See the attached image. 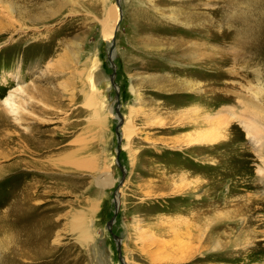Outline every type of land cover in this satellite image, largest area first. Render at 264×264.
<instances>
[{
	"label": "rangeland",
	"instance_id": "374dc122",
	"mask_svg": "<svg viewBox=\"0 0 264 264\" xmlns=\"http://www.w3.org/2000/svg\"><path fill=\"white\" fill-rule=\"evenodd\" d=\"M116 238L264 264V0H0V264H122Z\"/></svg>",
	"mask_w": 264,
	"mask_h": 264
},
{
	"label": "water",
	"instance_id": "95a60500",
	"mask_svg": "<svg viewBox=\"0 0 264 264\" xmlns=\"http://www.w3.org/2000/svg\"><path fill=\"white\" fill-rule=\"evenodd\" d=\"M114 43H115V39H113L112 44H114ZM111 55H112V50L109 51V55H108V60L112 64ZM112 68H113V73L110 76V82H111V85H113V87H115L116 86L115 85L116 83H115V80H114L115 79V73H114V66H113V64H112ZM115 110H116V113L119 115V120H118V122L115 125V134H116L117 143H118L117 144V148H116L117 162H118V164H119V166H120V168H121V170L123 172V168L121 167V164L119 163V159H118V157H119V151H120V149H119V143H120V140H121V136H120V133H119V128H120L121 123H122V116H121V114L119 112V97H118V90H117L116 87H115ZM117 210H118V202L116 200V197H114V212H113V216H112L111 220L108 222V229L109 230H111V225H112V223H113V221L115 219ZM116 243H117V250H118V253H119V259H120L121 263L124 264L123 263V260H122V258L120 256L119 239H117V238H116Z\"/></svg>",
	"mask_w": 264,
	"mask_h": 264
},
{
	"label": "bare ground",
	"instance_id": "6f19581e",
	"mask_svg": "<svg viewBox=\"0 0 264 264\" xmlns=\"http://www.w3.org/2000/svg\"><path fill=\"white\" fill-rule=\"evenodd\" d=\"M223 2H224V4H227V2L228 3H231V0H223ZM223 5V4H222ZM228 7V6H227ZM111 59H112V55H111ZM116 85V84H115ZM116 88H117V86H115ZM115 87H114V89H115ZM118 90V89H117ZM7 99H5L4 101H6ZM116 111V110H115ZM117 114V113H116ZM117 117H118V120H119V115L117 114ZM208 117V115H205L204 116V118L206 119V123H208L207 125L209 126V125H211L210 124V121H211V123H212V120H210V118H207ZM215 121H213V123H214ZM212 123V124H213ZM121 127V126H120ZM120 133V132H119ZM205 134V135H204ZM201 135V134H200ZM200 135H199V137H200ZM212 135H214V134H210V132H208V133H203L202 135H201V137L200 138H203V139H201V140H211L212 139ZM121 136V135H120ZM215 136H216V134H215ZM196 138H198V136L196 137ZM214 138H216V137H214ZM220 138V137H219ZM196 140H200V139H196ZM214 140V139H213ZM205 141V142H206ZM204 142V141H203ZM209 142V141H208ZM211 142V141H210ZM201 143V142H200ZM116 197V200H117V202H118V197H117V195L115 196Z\"/></svg>",
	"mask_w": 264,
	"mask_h": 264
}]
</instances>
